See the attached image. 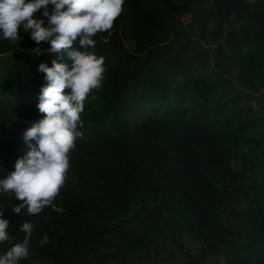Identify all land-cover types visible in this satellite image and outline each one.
I'll list each match as a JSON object with an SVG mask.
<instances>
[{
  "label": "trees",
  "instance_id": "obj_1",
  "mask_svg": "<svg viewBox=\"0 0 264 264\" xmlns=\"http://www.w3.org/2000/svg\"><path fill=\"white\" fill-rule=\"evenodd\" d=\"M210 2L219 18L214 32L226 44L210 52L213 63L220 72L234 66V80L242 89L263 86L264 0ZM188 3L124 0L112 29L103 32L106 38L92 37L95 47H82L77 38L71 49L52 53L50 43L37 45L31 37L0 42V54L10 59L0 81V180L37 147L25 133L44 118L38 104L47 81L37 71L39 64L51 67L58 60L71 65L68 51L75 50L103 57L105 69L101 86L84 101L83 127L78 125L83 135L69 153L78 189L66 177L54 200L64 211L46 206L36 215L26 209L13 214L21 201L0 191V218L10 222L8 233L15 237L0 243V255L22 242L24 222L34 225L30 249L42 255L70 252L83 238H98L146 215L159 222L152 237L177 242L185 231L203 241L208 252L223 256V264H264V90L256 95L255 110L243 116L235 96L213 94L223 80L220 72L201 76L186 63L182 83L148 76L156 63L168 61V49L157 36L166 15L184 11ZM230 14L241 18V25L222 29L221 20ZM123 38L138 41L136 48L130 50ZM37 47L39 54L32 51ZM240 140L251 147L232 166L230 145ZM45 235L47 242L41 244ZM63 258L73 264L67 255ZM18 264L54 263L23 258Z\"/></svg>",
  "mask_w": 264,
  "mask_h": 264
},
{
  "label": "clouds",
  "instance_id": "obj_2",
  "mask_svg": "<svg viewBox=\"0 0 264 264\" xmlns=\"http://www.w3.org/2000/svg\"><path fill=\"white\" fill-rule=\"evenodd\" d=\"M124 0H0V37L16 42L20 29L30 31L31 39L39 45L50 43L48 51L61 53L72 48L79 38L82 47H95L92 39L98 32H108L122 12ZM40 16L37 17V13ZM39 54V47L33 49ZM71 65L52 61L49 67L41 63L37 71L45 74L47 84L42 87L38 109L44 118L25 133V140L34 139L37 147L15 164V171L0 180V191L14 194L21 201L12 209L20 214L26 209L29 215L42 212L51 206L56 212L63 208L54 204L63 187L69 168V153L75 149L77 137H82L80 113L84 101L103 80L104 58L87 51H68ZM62 59V58H61ZM4 212L0 211V217ZM10 222L0 218V242L10 241ZM33 223L24 222L20 231L25 233L22 242L13 244L0 255V264H18L29 255ZM47 236L41 244L47 242Z\"/></svg>",
  "mask_w": 264,
  "mask_h": 264
},
{
  "label": "rangeland",
  "instance_id": "obj_3",
  "mask_svg": "<svg viewBox=\"0 0 264 264\" xmlns=\"http://www.w3.org/2000/svg\"><path fill=\"white\" fill-rule=\"evenodd\" d=\"M188 6L180 13L170 12L166 15L165 28L159 30L157 36L158 44L168 49V59L165 58L168 61L156 63L148 71L149 77L159 75L171 85L182 83L189 69L185 67L186 63H191L192 72L201 76L210 77V70L214 73L220 72L221 69L213 63L210 52L218 44L223 48H226V44L223 37L214 32V27L219 24L214 7L210 0H189ZM242 21L241 18L230 14L221 20L220 25L222 29L237 28ZM96 35L100 39L106 38L103 32ZM24 37H31L30 31L20 34V39ZM122 41L130 50H134L138 44V41L132 38H123ZM0 42L11 41L0 37ZM176 60L181 63L177 64ZM9 61L5 54H0V81L7 75L6 66ZM202 63H205L203 68L200 67ZM234 71L235 67L230 66L228 71L219 73L223 80L213 90V94L222 97L235 96L237 104L244 109L243 116H247L257 107L256 95L264 90V85L252 91L242 89L234 80ZM1 94L2 87L0 97ZM249 147L251 144L246 140L230 145L232 166L237 165L238 158ZM67 179L73 189H78L76 176L71 167L68 168ZM223 221L225 223L224 219ZM158 224L155 216H140L128 221L120 229L98 238H83L70 252L46 250L40 255L29 248L26 259L33 263L50 261L54 264H68L63 258L67 255L73 264H99L98 260L102 261V264H223V256L208 252L203 241L193 238L185 231L179 233L177 242L152 237L153 228ZM0 243L6 244V241Z\"/></svg>",
  "mask_w": 264,
  "mask_h": 264
}]
</instances>
